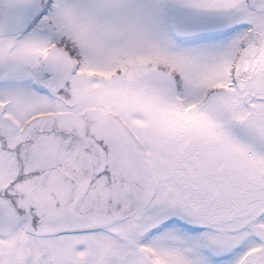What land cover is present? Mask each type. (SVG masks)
<instances>
[{
	"label": "snow or ice",
	"instance_id": "1",
	"mask_svg": "<svg viewBox=\"0 0 264 264\" xmlns=\"http://www.w3.org/2000/svg\"><path fill=\"white\" fill-rule=\"evenodd\" d=\"M0 264H264V0H0Z\"/></svg>",
	"mask_w": 264,
	"mask_h": 264
}]
</instances>
